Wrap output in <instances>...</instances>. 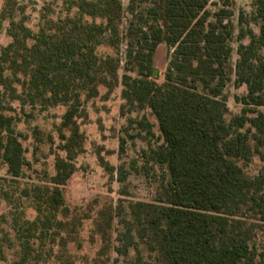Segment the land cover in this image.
Instances as JSON below:
<instances>
[{
    "label": "trees",
    "instance_id": "16d2710c",
    "mask_svg": "<svg viewBox=\"0 0 264 264\" xmlns=\"http://www.w3.org/2000/svg\"><path fill=\"white\" fill-rule=\"evenodd\" d=\"M209 5L211 0H130L125 33L121 0L73 1L77 18L47 21L37 33L10 17L13 42L0 54V82L10 80L9 71L33 105L66 106L63 127L70 131L63 136L66 157L57 158L52 187L36 188L37 221L19 229L25 239L23 262L40 227L48 231L63 224L56 216L83 143L76 121L82 94L95 97L100 85L112 87L110 78L118 81L119 54L127 42L122 96L157 118L162 143L145 154L148 162L165 168L167 177L153 202H130L128 215L120 213L123 230L116 252L128 256L134 251L129 264H264V252L256 245L258 231H264V111L259 110L264 107V55L254 35L248 46L240 45L237 81L248 91L241 99L242 113L228 121L224 90L233 53L232 12L220 8L212 14ZM255 5L263 42L264 0ZM103 44L117 56H100ZM161 44L171 56L160 84L154 59ZM13 122L0 114V159L9 175L19 178L27 160ZM139 124L153 133L145 117ZM256 155L263 168L252 177L241 162ZM106 220L99 221V229L108 240L104 224L110 227L114 218Z\"/></svg>",
    "mask_w": 264,
    "mask_h": 264
},
{
    "label": "rangeland",
    "instance_id": "374dc122",
    "mask_svg": "<svg viewBox=\"0 0 264 264\" xmlns=\"http://www.w3.org/2000/svg\"><path fill=\"white\" fill-rule=\"evenodd\" d=\"M73 1L77 0H0V16L7 9L6 16L1 18L0 54L13 42L8 34L10 17L37 33L47 21L77 18L78 8L72 6ZM255 1L211 0L208 7L212 14L220 8L232 12L230 21L234 33L230 44L233 53L224 90L229 108L228 121L242 113L245 106L241 99L248 91L246 85L237 81L240 45L248 46L254 35L258 38L259 53L264 55V41L261 42L260 37L262 22ZM121 2L125 10L122 24L125 33L128 18H131L130 0ZM84 20L93 21L90 17ZM101 21L96 19L97 23ZM126 45L124 42L119 54L123 63L118 70V81L109 77L112 87L100 85L95 97L87 98L82 94L76 121L83 134V143L74 161L76 172L62 187L65 205L56 216L63 224L54 225L48 231H42L40 227L35 237L30 238L32 252L25 262L21 245L25 239H20L19 229L27 228L28 222L37 221L36 205L41 201L37 198L36 188L52 187L50 180L56 174L57 158L66 157L63 136L68 138L70 131L63 127L66 106L33 105L15 78L6 71L5 76L10 80L6 84L0 82V114L13 119L27 164L22 176L14 178L8 173V165L0 159V264H129L134 258V251L128 256L116 252L117 237L123 230L120 213L128 215L130 202H153L167 173L165 168L148 162L145 154L151 145L162 143L157 118L149 108L132 107L122 96ZM97 52L102 57L117 56L107 44L101 45ZM170 56L168 46L161 44L154 59L161 72L160 84L164 82ZM259 110L264 111V107ZM144 117L153 125L152 134L139 124ZM241 165L252 177L263 168L257 155L250 162L242 161ZM103 212L107 215L101 219ZM110 216L114 220L110 227L104 224L108 232V240H105L99 221L108 220ZM256 245L259 252H264V231H258Z\"/></svg>",
    "mask_w": 264,
    "mask_h": 264
}]
</instances>
